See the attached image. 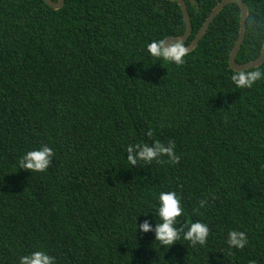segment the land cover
<instances>
[{
  "label": "trees",
  "instance_id": "obj_1",
  "mask_svg": "<svg viewBox=\"0 0 264 264\" xmlns=\"http://www.w3.org/2000/svg\"><path fill=\"white\" fill-rule=\"evenodd\" d=\"M185 1L187 46L221 0ZM244 1L239 64L264 45V0ZM240 23L229 4L177 66L147 53L152 40L185 34L176 2L66 0L55 10L0 0V264L34 250L55 264H264V78L231 80ZM254 70L264 62L244 71ZM153 141H172L179 161L132 168L127 145ZM41 144L54 151L47 171L20 169ZM167 190L181 198V224H208L204 246L166 251L154 232L135 234ZM233 229L247 234L244 248L229 249Z\"/></svg>",
  "mask_w": 264,
  "mask_h": 264
},
{
  "label": "clouds",
  "instance_id": "obj_2",
  "mask_svg": "<svg viewBox=\"0 0 264 264\" xmlns=\"http://www.w3.org/2000/svg\"><path fill=\"white\" fill-rule=\"evenodd\" d=\"M147 53L154 61L175 64L177 66L185 63V57L188 48L181 41L168 43L165 39L152 40L147 44ZM264 78V71H240L231 76V80L238 88H251L253 84ZM148 136H152L149 130ZM175 144L169 141L167 146L159 141H153L152 144L137 143L129 144L126 147V160L129 165L137 166L139 163L159 162L160 157L166 156L168 161L175 164L179 157L174 151ZM54 157L53 149L47 144H41L40 147L26 151L19 159L18 166L20 169L30 173H42L47 171ZM157 203L154 206L155 214H152L155 228H152L148 222V214L144 216L143 223L135 222V234L137 232L148 233L154 232V241H157L161 248L168 251L177 241L183 240L189 245L204 246L209 237L210 230L207 223L201 220L189 221L181 224L178 217L184 214L181 204V198L176 191H160L156 197ZM205 201H200V207H204ZM227 245L229 249H242L247 244V234L241 230H230L227 233ZM19 264H55V258L43 250H34L27 255L19 257ZM254 264V262H252Z\"/></svg>",
  "mask_w": 264,
  "mask_h": 264
},
{
  "label": "water",
  "instance_id": "obj_3",
  "mask_svg": "<svg viewBox=\"0 0 264 264\" xmlns=\"http://www.w3.org/2000/svg\"><path fill=\"white\" fill-rule=\"evenodd\" d=\"M48 6L52 7L55 10H60L62 9L65 4L66 0H44ZM170 2H176L179 4L182 10V14L186 23V32L184 35L181 37H168L165 40L168 43H174L176 41H181L185 43L191 36L192 31H193V26H192V21H191V16L189 12V7L188 4L185 0H167ZM193 4L198 5L196 0H191ZM232 3H237L240 6L241 9V23H240V34L239 38L234 46V48L231 51L230 54V68L234 71L240 72L244 70H248L251 68H256L262 65L264 62V45L262 47V52L261 55L254 61L247 62L244 64H239L237 62V56L239 54V51L245 41L246 38V33H247V20L249 16V9L244 0H221L218 2L217 6L214 8V10L211 12L209 17L207 18L206 22L194 38V40L187 45L186 47L188 48V53L192 52L196 47L200 44V41L203 39L205 34L207 33L211 23L215 20V18L222 12V10L228 6L229 4Z\"/></svg>",
  "mask_w": 264,
  "mask_h": 264
}]
</instances>
